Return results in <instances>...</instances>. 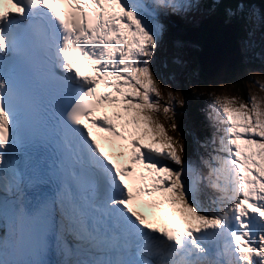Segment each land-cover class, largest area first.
Returning <instances> with one entry per match:
<instances>
[{
  "label": "snow or ice",
  "instance_id": "obj_1",
  "mask_svg": "<svg viewBox=\"0 0 264 264\" xmlns=\"http://www.w3.org/2000/svg\"><path fill=\"white\" fill-rule=\"evenodd\" d=\"M202 6L0 0V264H264V95L194 85L211 131L193 159L154 70L170 18Z\"/></svg>",
  "mask_w": 264,
  "mask_h": 264
},
{
  "label": "rangeland",
  "instance_id": "obj_2",
  "mask_svg": "<svg viewBox=\"0 0 264 264\" xmlns=\"http://www.w3.org/2000/svg\"><path fill=\"white\" fill-rule=\"evenodd\" d=\"M199 14H201V11L198 10L188 16L187 19H181L177 18L175 22L177 24L184 23V24H193L196 19L199 18ZM264 25V23H261ZM172 27L169 26V31L165 39V45L166 49L163 47L159 56L161 57L159 62L157 64H154V70L156 71L157 79H159L162 82V85H168L173 88L174 91H180L181 90L178 88V78L182 76V69L180 66H177L173 63H171L172 57H174V51L172 49V36L175 35L174 32L171 29ZM250 39V35L247 37V40ZM257 44H260V63L259 66L255 69H252V82L248 84L247 88V94L249 93H255V94H260L264 95V93H261L259 90V86L255 83V80L259 79L262 82H264V35L259 36L258 34L254 35L253 41L247 42L248 46L255 47ZM246 48V46H245ZM245 53V52H244ZM163 65L165 68H163ZM174 76V78L169 81V77ZM185 78L189 80V83L191 85V89L193 92V86L198 85V86H203V90H217L221 93L224 94H230V95H241L240 91L236 88L234 85H229L226 83H221L220 85H213V86H208L207 83L203 82L201 77L198 75L197 70L193 71H188L183 75ZM163 90V88H162ZM194 93V92H193ZM198 96H201V94H197ZM164 103V101H161V104ZM183 227V225H178Z\"/></svg>",
  "mask_w": 264,
  "mask_h": 264
},
{
  "label": "trees",
  "instance_id": "obj_3",
  "mask_svg": "<svg viewBox=\"0 0 264 264\" xmlns=\"http://www.w3.org/2000/svg\"><path fill=\"white\" fill-rule=\"evenodd\" d=\"M237 2L238 0H223L224 6L235 5ZM248 2H251V0H247V3ZM181 57L182 58L178 60L179 63L185 58L184 54ZM257 64H259V60H257V62L254 61L253 63L251 62L242 65L230 76L225 77L222 80L220 79L213 81L207 77H205V79L208 83L212 84H218L220 82L234 84L236 86H239L240 91L244 95H246V85L251 80V70L254 66H257ZM180 87L187 97H185L184 108L177 109L180 113L179 121L185 138L187 155L192 157L193 159H196L193 138L195 139L196 145H198L197 143L200 142L203 133L206 132L207 117L205 112L203 111V108L197 102L198 100L191 99L192 94L188 89V82L185 79L181 80ZM191 136H193V138Z\"/></svg>",
  "mask_w": 264,
  "mask_h": 264
},
{
  "label": "water",
  "instance_id": "obj_4",
  "mask_svg": "<svg viewBox=\"0 0 264 264\" xmlns=\"http://www.w3.org/2000/svg\"><path fill=\"white\" fill-rule=\"evenodd\" d=\"M205 23L201 28L203 73L212 78L230 75L240 63L236 39L231 30Z\"/></svg>",
  "mask_w": 264,
  "mask_h": 264
},
{
  "label": "bare ground",
  "instance_id": "obj_5",
  "mask_svg": "<svg viewBox=\"0 0 264 264\" xmlns=\"http://www.w3.org/2000/svg\"><path fill=\"white\" fill-rule=\"evenodd\" d=\"M249 36V34H247V32H245L244 34H242V38H246L247 39V37ZM246 56V55H245ZM157 60V59H156ZM109 115H111V113H109Z\"/></svg>",
  "mask_w": 264,
  "mask_h": 264
}]
</instances>
